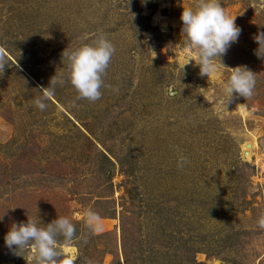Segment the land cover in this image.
Segmentation results:
<instances>
[{"label":"rangeland","instance_id":"obj_1","mask_svg":"<svg viewBox=\"0 0 264 264\" xmlns=\"http://www.w3.org/2000/svg\"><path fill=\"white\" fill-rule=\"evenodd\" d=\"M195 2L0 0V264H33L30 249L5 246L13 223L58 217L76 228L57 245L73 264H264V59L252 38L264 0H219L241 34L210 78L186 64L180 35ZM101 33L115 47L101 98L57 83L47 110L35 107L66 72L62 52ZM242 65L254 95L223 105L227 68ZM89 209L102 231L87 228Z\"/></svg>","mask_w":264,"mask_h":264},{"label":"clouds","instance_id":"obj_2","mask_svg":"<svg viewBox=\"0 0 264 264\" xmlns=\"http://www.w3.org/2000/svg\"><path fill=\"white\" fill-rule=\"evenodd\" d=\"M180 20V35L185 50L195 57L186 64L194 61V66H199V75L210 78L218 67H224L221 57L226 55L233 43L238 42L241 29L236 26L235 18L226 14L219 0H196L194 6L183 8ZM252 38L258 45L254 55L258 59H264V32L258 31ZM114 53V45L103 33L91 43L83 44L75 50L69 51L66 48L62 52V59L66 61L65 74L58 79L55 75L47 88H41L42 96L33 101L35 107L40 111L47 110L46 100L55 94L54 86L57 83L61 86L71 85L78 100L92 103L99 100L102 96L101 89L105 86L104 77ZM6 66L7 62L0 54V71H4ZM227 69L230 70V75L224 82L220 102L225 105L234 93L244 99L251 98L255 91L256 74L243 65ZM189 163L187 157L180 156L177 167L182 170ZM83 215L85 224L92 233L103 230L102 218L98 213L89 209ZM256 225L264 230V212L260 213ZM61 237L66 244L76 237L75 225L67 217H58L46 226H39L36 221L27 219L26 223L11 225L4 236V243L17 256H20L21 251L30 249L33 264H73L57 247L58 238Z\"/></svg>","mask_w":264,"mask_h":264},{"label":"bare ground","instance_id":"obj_3","mask_svg":"<svg viewBox=\"0 0 264 264\" xmlns=\"http://www.w3.org/2000/svg\"><path fill=\"white\" fill-rule=\"evenodd\" d=\"M235 103H236V106L238 107V109L243 112L242 106L240 105V103L238 101H236ZM245 148H246V146L243 145V150H245Z\"/></svg>","mask_w":264,"mask_h":264}]
</instances>
